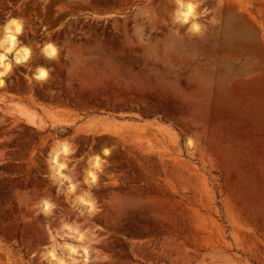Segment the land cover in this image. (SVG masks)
Masks as SVG:
<instances>
[{"label":"rangeland","instance_id":"obj_1","mask_svg":"<svg viewBox=\"0 0 264 264\" xmlns=\"http://www.w3.org/2000/svg\"><path fill=\"white\" fill-rule=\"evenodd\" d=\"M0 52V264H264V0H0Z\"/></svg>","mask_w":264,"mask_h":264},{"label":"bare ground","instance_id":"obj_2","mask_svg":"<svg viewBox=\"0 0 264 264\" xmlns=\"http://www.w3.org/2000/svg\"><path fill=\"white\" fill-rule=\"evenodd\" d=\"M194 6L191 3H186L181 5V10L179 12L178 17L182 18L183 22H186L189 20L190 17H195L194 15ZM14 22V23H13ZM23 27L21 24L15 22V21H9L6 26H5V34L3 37V40L1 42V48H4L6 53H9L11 51L14 52V60L16 63L21 64L25 63L28 61V59L31 57V50L25 46H19L18 44V35H21ZM192 30H197L198 26L194 22L191 25ZM44 53L47 55L48 58H53L57 54V50L54 46L52 45H45L43 47ZM6 53H1L0 52V85L3 83V75L10 70L11 65L10 63L6 62ZM38 79L45 80L48 77V73L45 69H39L37 74L35 75ZM250 86V91L252 93H258L260 89L256 88V85H261L264 84V80L259 81L258 84L253 81H248ZM117 131H115V134L117 135ZM119 134V133H118ZM123 139V137H122ZM65 154L67 155L69 153V149L65 145L59 146L52 154V167L51 170L54 174V176L57 179H65V176L63 175V170L65 168V165L59 162V156L60 154ZM93 166H98V160L95 159L92 162ZM87 176L89 177L90 180H95V175L93 172L89 171L87 173ZM72 189H74V186L71 185ZM84 201V200H83ZM87 204H90L89 202L85 201ZM44 207H48L47 204H44ZM46 209V208H45Z\"/></svg>","mask_w":264,"mask_h":264},{"label":"clouds","instance_id":"obj_3","mask_svg":"<svg viewBox=\"0 0 264 264\" xmlns=\"http://www.w3.org/2000/svg\"><path fill=\"white\" fill-rule=\"evenodd\" d=\"M14 23V22H13Z\"/></svg>","mask_w":264,"mask_h":264}]
</instances>
